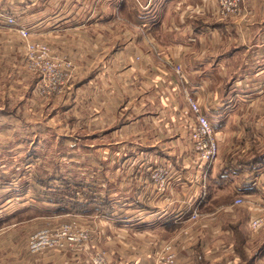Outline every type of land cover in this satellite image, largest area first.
Returning a JSON list of instances; mask_svg holds the SVG:
<instances>
[{"label": "crops", "instance_id": "crops-1", "mask_svg": "<svg viewBox=\"0 0 264 264\" xmlns=\"http://www.w3.org/2000/svg\"><path fill=\"white\" fill-rule=\"evenodd\" d=\"M126 5L128 2L121 0H0L3 12L13 9L21 10L25 13L23 19L21 18L23 23L33 28L37 26V29H46L50 25L75 24L83 26L90 22L94 25H101L104 22L115 25L118 20L125 19L121 10L124 13L130 8L129 6L125 7ZM159 10V6L155 5L152 13L156 15ZM127 14L133 18L129 12ZM158 17L155 16V19ZM155 19L151 22H154ZM125 20L128 22L127 18ZM221 25V29L225 30L226 24ZM206 26L212 28L213 24L209 23ZM217 31L219 29L215 27L213 33L215 34ZM95 35V38L93 36L90 41L93 44L88 46L85 44L86 48H84L87 54L90 53L89 49L94 50L96 59L92 62V66L87 70L82 68L83 72L77 76L75 85L69 83L62 94L52 95L53 97L46 101V109H51L52 114L51 116L47 114L46 120H44L51 122L61 116L62 120L66 122L65 127L68 128V131L77 127V131L81 132L79 137L86 141L77 143V145L87 148L94 154L111 152L117 148L118 140L116 141V139L119 131H122L120 135H125L126 138H135L139 120H141L142 136H145V133L150 136L154 135L159 126L160 130H165V133L162 134L165 138H170L165 135H171L174 131L176 142L171 139L165 146H155L153 143L149 144L151 145L149 147H140L142 149L140 152L145 156L137 157L125 164L115 161L76 164L79 171L84 170L83 173L80 171L83 177L81 176L82 178L79 180L67 179L66 182H62L63 185L60 187H66V189L60 190L62 192L60 197L54 193H51L52 195L50 193L35 195V199L45 202V206L41 202L38 204L33 202L34 198L29 199L32 202L28 205V209L34 210L39 205L37 208L42 212L24 215L25 209L19 208L12 211L5 209L0 214V264H88L89 256L71 258V261L74 260L71 262L70 257L65 254L52 252L45 256H35L26 251L27 244L21 243L20 239L24 238L28 229L26 230L27 225L21 226V224L29 221V218L35 219L36 222L45 217L52 218L54 214L66 217L72 214L79 215L83 222L82 225L91 230L93 235L90 250L107 248L110 253V264H157L156 253L166 240H173L181 259L190 260L195 264H264V242L261 241L264 237V229L254 237L250 233L248 234L245 229L244 231L238 214L236 212L227 214L228 211H233L229 195L225 194L228 196H225L224 199V197L222 198L223 194L217 192V190H221L223 184L226 187V183L230 182L232 190L236 193L235 199L239 192L248 195L251 188L256 189L258 194L260 192L264 195V186L260 185V180H264L262 159L253 163L241 160L225 161V168L217 171L210 170L211 175L207 180V186L203 189L200 188L199 191L200 185L198 178L195 179L196 175L194 176L191 170L184 171L183 165L180 166L179 163L175 165L176 157H167L171 154L175 155L171 152L172 150H176L178 156L182 152L181 148L185 146L184 149L186 151L189 149V151L183 159L187 162L192 159L188 157L190 153H193L192 140L187 136L188 130L182 126L185 124L181 118V110L188 106L187 92L196 94V89L205 88L211 98L209 102H206V105L202 104L204 111L210 117L217 111L224 116V114H228V104L233 102V98L229 94L228 98L224 97L219 101L214 90L241 89L242 84L245 83L244 79L248 77L247 73H251L255 77L254 81L257 82H254V85H258L256 84L258 82L263 83L258 75L264 72V40L258 44V48L250 50L248 45L251 46L252 40L249 35L247 38L242 36L238 40L237 46L232 44L233 47L225 52L220 50V44L217 45V48L214 46L216 45L214 40L207 43L210 45L209 48L204 49L205 51L179 43L171 47L175 50L168 51L167 54L165 50H161L155 58H152L148 53L140 55L141 58L136 64L139 70L129 65L123 67L126 69L123 79L121 78L122 73H118L121 70L116 61L119 48L112 43V37L109 34L99 31L95 32ZM226 36L225 34V39ZM114 37L117 38V36ZM46 38L49 40L48 37ZM82 38L89 39V36L84 34ZM247 40H250L248 44ZM158 45L160 44L158 43ZM125 51L127 52V64L132 63L128 60L133 61L134 51L131 47H125ZM236 54L242 55L237 66L238 70L228 77L223 87H220L217 81L224 78L220 68H224L226 78L228 57H235ZM252 57L256 59L255 64L254 61H251ZM202 60H205L204 63ZM179 64L182 66V74L176 71V66ZM84 66L82 64L81 67ZM208 68L211 70H207ZM218 69H220L221 78H213L212 75L208 76L204 73L214 72ZM133 76L137 78L135 81ZM176 78H179L178 81ZM117 80L121 82L118 84ZM136 85L146 88V91L141 93L142 99L139 101H134L131 94ZM154 87L159 88V94L160 88L164 87L176 97L167 94L164 97L160 95L153 98L155 91L150 89ZM197 97L199 98L200 94ZM153 103L160 105L156 113H151L149 109L150 106L154 107ZM136 104L138 105L136 106ZM33 105L38 106L35 102ZM56 106L60 107L62 111H58ZM0 109L4 110L0 111V130L3 131L11 130L15 133L22 131L23 127L26 130L28 126H33V121L41 119L39 115L38 118L32 120L23 118L24 115H19L16 112L10 114L3 107ZM139 111H141L140 114ZM176 114H179L180 118H176ZM137 115L138 118H136ZM192 118L195 120V116L191 114L190 122H192ZM150 121L157 124L154 133L147 125ZM152 126L154 127L153 124ZM168 131L169 134H167ZM186 141L191 143L189 148L184 144ZM130 143L132 146L125 145L128 149L134 148L133 140ZM153 149L160 155L159 159H163L162 163L173 164L169 165L172 170L165 190H160L150 178L151 169L159 165L158 159L155 164H150L149 153L154 151ZM143 151H147V153ZM177 160H180V156L177 157ZM74 167L76 169V166ZM251 175H257V178L253 179ZM222 177L225 178V183ZM256 180H258V186H253ZM74 185L80 186L77 193L70 192ZM223 200L225 201L222 203L225 204V216L229 220L226 225L224 223H220L218 226L213 225L209 218L205 222L198 220L188 228L189 230L185 228L188 221H193L190 216L196 207L200 206V209L205 207L203 215L213 216L218 211L216 202ZM102 217H108L111 220L108 232L102 228V225L98 226V221ZM48 220L49 222H58L55 219ZM8 222H11L12 225L2 226ZM118 225H124L125 228L118 227ZM135 226L139 230L136 233L138 235L136 240L133 239L132 230ZM185 230L188 232L185 233ZM251 242L255 243V246L251 245ZM6 256H10V258L5 260Z\"/></svg>", "mask_w": 264, "mask_h": 264}, {"label": "rangeland", "instance_id": "rangeland-1", "mask_svg": "<svg viewBox=\"0 0 264 264\" xmlns=\"http://www.w3.org/2000/svg\"><path fill=\"white\" fill-rule=\"evenodd\" d=\"M121 1L128 2V5H126L125 7L129 6L130 8H128V10L125 12H129V14L133 15L132 18L127 13H123V11L121 10L123 14L122 16H124L125 19L127 18L128 22L125 19H121L120 21L118 20L115 25H111L110 23L105 22V24L101 23V25H94L92 22H90L83 26H77L75 24L62 26L50 25L46 29H37V26H34V28L31 26L33 34H31L29 39L41 40L49 44L52 51L54 52V60L56 62L61 59H65L71 60L73 63L70 71L71 75L64 83L61 93H55V95L53 96L62 94L69 83L75 85L77 76L83 72L82 68H85V70H87L90 68V66H92V62L94 61V59H96V55L93 53L94 50L89 49L90 53L87 54L85 52L86 49L84 48H86V46L88 45L93 44V42L90 41L92 40L93 36L95 38V32L102 31L109 34L112 37V43L116 45L115 47L119 48L117 49L118 55L116 61L118 64V68L121 70L118 73H122L121 78L123 79L125 76L124 72L126 71V69H124L123 67L129 65L139 70L136 64L139 62L142 55L148 53L151 54L152 58H155L158 56L159 51L165 50L167 54L168 51L175 50L171 48L172 46H175L179 43L185 44L186 46L191 45L198 50L201 49L200 51H205L207 47L209 48L210 45L207 43L214 40V42L216 43V45L214 46H216L217 48V45L220 44V50H223V52H225V50H229V48L233 47V45L237 46L238 40L241 39L242 36H245V38H247V35H249L250 40H252L251 46L248 45V49L250 50L258 48V44L262 40H264V0H241L239 9H237L233 13L228 14L227 16L222 15V13L220 12V2L218 0ZM155 5L156 7L159 6L160 9L159 12L156 13V15L155 13H152L153 7ZM134 7H136L135 10ZM1 9L2 6H0V12H3ZM4 13L13 14L19 21L22 22V19L25 15V13L21 12V10L14 9ZM155 16H159L158 19H155ZM154 19L155 21L151 22ZM209 23L213 24L212 28H207L206 25ZM224 23L228 28L225 26V30H222L221 24ZM215 27H218L219 31L214 34L213 32H215ZM84 34H87L89 36V39H83L82 37ZM225 34L227 35L226 39ZM114 36H117V38H115ZM155 36L158 41L156 40ZM46 37H48L49 40H47ZM250 40H247V44ZM89 42L90 44H88ZM157 42L160 45H158ZM27 43L28 39L22 37L15 29L10 28V26L1 24L0 107H3L5 111L10 114L16 112L19 113V115H24L23 118H31L32 120H34L40 116L41 119H39L38 121H33V126H28L29 130H24L25 127L22 128V131H18L15 133H13V131L11 130H0V214L3 213L5 209L12 211L19 208L25 209V212L23 213L24 215L29 213L35 214L42 212L39 208H37L39 207V205H37L34 210L28 209V205H30V203L32 202L29 199H35V195L39 196L49 193H54L58 197H60L59 195L62 193V188L66 189V187H60V185H63L62 182H66L67 179L79 180L83 177V174H81L80 171H82L83 173L84 170L79 171L77 169L76 164L78 163L115 161L117 163L120 162L125 164L126 162L129 163L130 160H134L137 157L141 158L142 156H145L140 152L142 151L140 147H149L151 146L149 144L153 143L155 146H165V144H167V141H170L171 139L175 140L176 142V135L174 134V131H172L171 135H165L170 138H165L162 136V134L165 133V130H160L159 126L157 127L156 133L154 135L150 136L145 133V136H142L141 120H139L137 121L138 125L136 126V137L133 139L126 138L125 135H120V132L122 131H119L118 138L116 139V141L118 140L116 145L118 147L111 150V152L105 151L107 153L102 152L100 154H94L87 150V148L77 145V143L86 142L83 141V139L81 140V137H79V133L81 132L79 130L77 131V127L74 130L68 131V128L65 127L66 122L62 120L61 116L60 118L51 122L45 121L47 114H49L50 116L52 114L51 109H46L47 105L45 103L53 96H42V94H38L36 90V86L42 80V78L40 79V75L29 70L27 66V63L25 61ZM125 47H131V49L134 51L135 55L133 61L128 60L132 63L127 64V52L125 51ZM169 47L170 49H168ZM110 49L112 48L110 47ZM203 54L206 55L205 53ZM241 56V54H236L235 57H228L229 61L227 64L228 66L226 70V78L224 68H220L222 69L221 73L224 74V80L220 79L219 81H217V84L220 87H223L225 85V81L228 80V77L238 70L237 66L239 61L241 60ZM223 60L225 62V57ZM202 61L204 63L205 60ZM251 61H254L253 63L255 64L256 59L252 57ZM82 64H84L85 66L81 67ZM48 68L49 73H52L53 69L50 66H48ZM220 69L215 70L214 72L209 71L204 73L208 76L212 75L213 78H221V73H219ZM207 70H211V68H208ZM145 71L147 72V70ZM247 76L248 77L244 79L245 83H243L244 85L242 84L241 89L232 90L228 88L225 90H214V94L217 96L219 101L224 97L228 98L230 94L231 98H233V102L228 104V114H224L223 116L220 114L221 112L217 111V113L212 115L213 118L209 116L219 136L217 140L218 157L213 161L209 168H206V166L201 164V160H198V154L194 150L192 131L193 127L195 126L196 119L194 120L192 118L193 120L192 122H190L189 116H191V114L195 116V114L190 111L188 106L186 109L181 110V118L183 120L182 122L183 124H185L182 126L188 130L187 136L192 140L193 153H190L188 155V157L192 159L189 162L183 159L184 155L189 151V149L187 151L184 149L185 146L181 148L182 152L178 155L180 156V160H177L178 156L176 155V150L171 151L175 155L171 154L167 157H176L174 159L175 165L179 163L180 166L183 165L182 169L184 171L191 170L194 176L196 175L195 179L198 178L200 185L199 191L200 188L203 189L207 186V180L211 175L210 170L214 169L215 171H217L221 170V168H225V161L227 162L229 160V162H234L241 160L247 163L249 161L262 159V166H264V72L258 75V77L261 78L260 81L263 82L256 83L258 85H254V82L257 81H254L255 77L253 76V74L247 73ZM133 79L135 81L137 79L136 76H133ZM178 79L176 78L177 81ZM117 82L119 84L121 81L117 80ZM158 89V87L150 89L152 91H155V95L153 96V98H156V96L160 95L164 97L167 94H169L171 97H176V95L170 94L169 90L164 89V87L160 88V94L158 93ZM145 91L146 88L144 86H142L141 88L140 85H136V87L132 89L131 93L133 100H141V93ZM170 91L172 92L171 89ZM199 94V102H202L201 105H206V102H209L211 98L209 92L207 93L205 88L196 89V95L198 96ZM122 100H124L123 97ZM33 102L37 103L38 106L33 105ZM23 103L24 105H22ZM137 105L138 104H136V106ZM56 108L58 109V111H62L60 107L56 106ZM159 108L160 105L155 104L154 107H149L151 113H156ZM1 110L2 109H0V111ZM140 112L141 111H139V114ZM176 115V118H180L178 116L179 114ZM138 117L139 116L137 115L136 118ZM185 118L186 121H184ZM176 122L178 121L176 120ZM151 123L154 125V127ZM147 125L151 127V132L154 133L155 125L157 124H154L153 121H150L149 123H147ZM169 131L167 134H169ZM132 140L134 142V148L132 147L131 149H128L125 144H128V146H132V143H130L132 142ZM184 144L188 148L191 145L189 141L184 142ZM143 152L147 153V151ZM149 154L150 164H155L156 160L158 159V164L164 165L172 170L169 165L173 164L162 163L163 159H159L160 155H158L156 150L150 151ZM74 166H76V169ZM205 168L207 169V175H205ZM256 176L257 175H251V178L256 179ZM223 182L225 183V178L223 179ZM223 185L224 186H221V190H217V192L222 193V198L224 197V199L225 196L229 195L228 197H230L232 200L231 205L233 211H228L227 214L236 212L239 219L242 221L241 225L243 230L245 229L248 234L250 233L254 237V235L256 234H252L249 229V219L250 216L255 213V210L252 209V202L254 201L253 199L255 198V196L258 194V191H256V189L254 188H251L250 192L245 197L247 200L246 203L238 205L235 204L234 201L236 193L232 190V184L230 182H227L226 187L225 184ZM79 188V185H74L71 188L70 192L77 193L79 191ZM58 201L60 202V200ZM33 202H37L38 204L41 201L35 199V201ZM41 203L45 206V202ZM222 203H225V201L223 200L222 202H216V204L218 205V211L213 216L203 215V213H205L203 211V208L205 207H201L200 209L199 206L198 218H191L193 221H188V225L185 228L188 229L190 226L192 227L198 220L199 222H205L209 218L212 220L210 222L213 225L218 226L220 225V223H224V225H226L229 220L228 217L225 216V204ZM69 217L63 216L61 214H54L52 218H48L52 220L55 219L56 221L58 220V222H49L47 217H45L44 219H39V221L35 222V219L32 220V218L27 217L30 220L28 219L29 221H25L23 224H21V226L27 225L26 230L28 229V231L25 233L24 238L20 239L21 243H25V245L27 244L26 251L35 256H45L52 252L65 254L66 256L70 257V261L71 258L76 259L81 256H89L90 263L88 262V264H92V257L94 255L93 253L96 251L90 250L92 248V240H90L82 248L74 246L60 249H47L37 253L31 252L28 248L29 238L32 236V234H34L38 229L49 225L48 223L60 224L63 222H70L75 220L79 226H84L82 225L83 222L80 219L79 215L72 214ZM110 221L111 220L108 217H102V219L98 221V226L102 225V228L106 229V232H108L110 228ZM86 222L89 223V221ZM10 225H12V223L8 222L3 224L2 226ZM118 227L125 228L124 225H118ZM134 228L132 229L133 239L136 240L138 236L136 233H138L137 231L139 230L136 226ZM184 232L187 233L188 231L185 230ZM226 240L227 237L225 235V241ZM168 241L173 242V240H166L165 242ZM261 241L264 242V237H262ZM251 245L255 246V243L251 242ZM160 249L156 253V263L158 260V253L160 252ZM99 250L110 254L107 248L103 247ZM83 251H90L91 253H84ZM9 258L10 256H6L5 260H8Z\"/></svg>", "mask_w": 264, "mask_h": 264}, {"label": "built area", "instance_id": "built-area-1", "mask_svg": "<svg viewBox=\"0 0 264 264\" xmlns=\"http://www.w3.org/2000/svg\"><path fill=\"white\" fill-rule=\"evenodd\" d=\"M220 2V12L227 16L239 9L241 0H218ZM10 26L15 29L22 37L28 39L25 61L29 70L38 73L42 80L37 84L36 90L42 96H51L55 93H61L64 83L70 77V71L73 66L71 60L61 59L58 62L54 60V52L49 44L44 41L29 39L33 30L30 25L19 21L13 14L0 12V26ZM50 66L53 69L49 73ZM179 74H182V66L176 67ZM188 107L195 114L196 123L193 127L192 138L194 142V150L198 154V160L201 164L209 168L213 161L218 157L217 140L219 138L214 124L204 111L203 106L198 100L196 94L187 92ZM205 168V175L207 169ZM151 178L160 190H165L171 170L164 165H157L150 171ZM257 178V176L255 177ZM257 182V183H256ZM254 186H258L256 180ZM260 185L264 186V180H260ZM245 193L239 192L236 197L235 204L242 205L246 203ZM252 202V209L255 213L249 219V229L252 234H257L264 229V195L259 192ZM199 216L196 207L190 218L196 219ZM49 225L38 229L29 238L28 248L31 252L37 253L47 249H60L66 247L78 246L84 247L92 240L91 230L87 227L79 226L73 220L60 224L48 223ZM92 264H110V255L102 250H96L93 253ZM158 264H195L192 261L181 260L178 256L175 243L172 241L165 242L158 253Z\"/></svg>", "mask_w": 264, "mask_h": 264}, {"label": "trees", "instance_id": "trees-1", "mask_svg": "<svg viewBox=\"0 0 264 264\" xmlns=\"http://www.w3.org/2000/svg\"><path fill=\"white\" fill-rule=\"evenodd\" d=\"M264 157V156H263ZM254 161H256V160H254ZM254 161H252V162H254Z\"/></svg>", "mask_w": 264, "mask_h": 264}]
</instances>
